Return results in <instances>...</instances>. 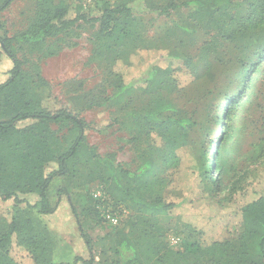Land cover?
Returning a JSON list of instances; mask_svg holds the SVG:
<instances>
[{
	"label": "trees",
	"instance_id": "obj_1",
	"mask_svg": "<svg viewBox=\"0 0 264 264\" xmlns=\"http://www.w3.org/2000/svg\"><path fill=\"white\" fill-rule=\"evenodd\" d=\"M12 1L3 0L0 11ZM102 2V13L94 20L98 24L93 51L95 59L113 47H121L126 41L140 42L146 32L145 29L142 33L143 21L148 17L160 19L159 33L168 36L171 25L168 16L178 8L172 0L164 4L156 0ZM184 5L201 16L206 11H218L220 7L217 2L210 5L205 0H192ZM34 6V17L24 32L13 38L0 39V56L6 55L12 64L8 78L0 83V200H12L14 208L25 204V207L45 216L53 214L55 205L60 202L59 192L54 204L48 198L54 180L73 173L82 160L87 164L101 161L97 148L87 140L90 124L81 115L87 110L105 109L108 96L107 91L93 87L66 99L70 107L61 105L52 110L42 107L40 89L49 88V85L40 73H37V81L29 78L17 51L26 47L31 53H44L48 40L55 39L76 23L86 21V17L80 6H72L66 0H35ZM73 7L77 14L71 17L69 11ZM240 9L246 11V17L221 36L222 42L216 46L229 50L234 44V50L242 53L241 56L264 57V0H242ZM212 26L216 23L208 25ZM162 39L166 41L167 37ZM153 50L158 51H150ZM161 52L159 57L162 59L149 63L137 78L129 82H125L118 72L108 73L111 89L139 91L147 97L148 107L142 111L133 110L130 114L132 153L126 166L115 167L113 174L106 178L107 200L112 206H123L141 218L151 220L171 216L175 208L187 201L182 194L176 202L169 198L177 191L176 176L184 159L191 161L193 180L196 179L208 193L215 189L211 190L206 182L220 187V180L209 178L206 139L222 120L224 134L210 159L217 176L222 167L220 151L229 131L230 115L244 97L240 93L243 86L231 88V81L220 79L219 72L213 69L210 55L216 54L214 45L207 44L202 48L197 61L179 51L163 49ZM161 60L162 64L159 63ZM246 61L241 59L235 63L239 69L235 77L244 75L245 84L251 81L250 78L244 80L250 68ZM230 95L233 100H229ZM77 100L80 107L73 105ZM222 102L226 106L220 118L218 109ZM52 125L56 130L51 128ZM103 131L106 128L98 130L100 133ZM50 163L56 168L47 170ZM247 185L250 186V181ZM32 195L37 197L33 204L26 198ZM95 211L98 214L97 208ZM237 231L241 241L249 240V249L226 253L224 264H264L263 189L256 199L241 209ZM79 232L91 252L88 237L80 227ZM47 238L48 235L35 229L33 222L13 218L8 231L0 237V264H19L10 254L13 242L28 253L34 264H51ZM110 245L117 264L120 261L121 264H144L124 232L116 231ZM213 245L215 248L224 246L221 243ZM76 261L90 264L79 257L73 262Z\"/></svg>",
	"mask_w": 264,
	"mask_h": 264
},
{
	"label": "rangeland",
	"instance_id": "obj_2",
	"mask_svg": "<svg viewBox=\"0 0 264 264\" xmlns=\"http://www.w3.org/2000/svg\"><path fill=\"white\" fill-rule=\"evenodd\" d=\"M34 1L13 0L0 11V39L13 38L25 31L35 14ZM66 1L74 6V0ZM156 1L164 4L169 0ZM172 1L178 8L168 16L171 24L168 36L159 33L160 19L148 17L143 21L142 33L145 29L146 32L140 42L126 41L96 59L93 51L98 24L94 20L102 13V0H96L86 9L81 8L86 21H80L55 39L48 40L44 53H31L26 47L18 49L17 56L24 62L23 68L29 78L37 81V73H40L49 85V88L40 89L43 108L70 107L66 99L93 87L107 91L108 103L105 109L87 110L81 115L90 124L87 140L97 148L101 161L87 164L82 160L73 173L53 181L49 201L54 204L58 192L60 200L53 214L42 216L25 204L14 208L12 200H0V237L8 231L13 218L33 222L37 231L48 235L47 252L51 264H86L73 262L77 257L90 264H117L110 250L112 235L116 231H122L130 238L144 264H224L226 253L249 249V240L241 241L237 229L241 209L256 199L262 189L264 192V57L250 56L249 59L247 55L241 56L242 53L234 50V44L229 50L216 46L221 44V36L246 17V11L240 9L242 0H205L210 5L217 2L220 7L218 11H206L202 16L184 5L192 0ZM75 14L77 10L73 7L69 16ZM213 22L216 26L208 27ZM207 44L215 46L216 54L212 53L210 59L219 78L229 79L231 88H244L240 91L244 96L241 103L230 115L229 131L220 151L222 167L219 176H216L215 165L210 159L224 134L222 120L206 139L209 178L220 180V187L210 185L208 181L210 189H215L208 193L196 179L193 180L191 161L184 159L176 176L177 191L169 198L176 202L182 194L187 201L175 208L171 216L151 220L141 218L123 206H112L107 200L105 180L113 174L115 167H124L129 162L132 153L129 138L133 132L130 114L133 110L147 109L148 99L139 91L111 89L108 73L118 72L125 82H129L137 78L149 63L160 59L163 49L182 52L197 61L201 49ZM136 49L141 51L136 53ZM241 59H249L246 62L250 68L244 80L250 78L251 81L246 84L244 75L235 77L239 71L235 63ZM159 63L162 64L163 60ZM11 67L10 60L1 54L0 83L6 81ZM228 98L233 100L234 97L230 95ZM73 105L80 107V102L77 100ZM219 106L218 114L222 118L226 105L222 102ZM51 128L56 130L54 125ZM101 128L106 131L98 132ZM54 168L55 164L50 163L47 170ZM26 198L33 204L37 197ZM99 204L116 214L119 218L117 226L109 224L100 210L96 213ZM79 227L88 237L91 252L80 236ZM213 243L224 246L215 248ZM10 254L19 264H34L28 253L14 242Z\"/></svg>",
	"mask_w": 264,
	"mask_h": 264
},
{
	"label": "built area",
	"instance_id": "obj_3",
	"mask_svg": "<svg viewBox=\"0 0 264 264\" xmlns=\"http://www.w3.org/2000/svg\"><path fill=\"white\" fill-rule=\"evenodd\" d=\"M96 0H74V4L80 6L83 9L90 7ZM97 209L101 211L102 217L108 221L112 226H117L119 218L116 214H112L109 210L100 207V204L97 205Z\"/></svg>",
	"mask_w": 264,
	"mask_h": 264
},
{
	"label": "crops",
	"instance_id": "obj_4",
	"mask_svg": "<svg viewBox=\"0 0 264 264\" xmlns=\"http://www.w3.org/2000/svg\"><path fill=\"white\" fill-rule=\"evenodd\" d=\"M78 234H79V232H78ZM63 235V234H62Z\"/></svg>",
	"mask_w": 264,
	"mask_h": 264
}]
</instances>
